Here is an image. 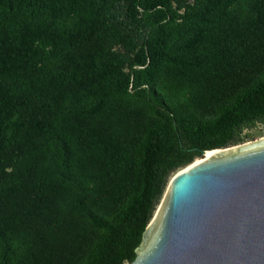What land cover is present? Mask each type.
<instances>
[{
  "label": "trees",
  "instance_id": "obj_1",
  "mask_svg": "<svg viewBox=\"0 0 264 264\" xmlns=\"http://www.w3.org/2000/svg\"><path fill=\"white\" fill-rule=\"evenodd\" d=\"M264 122V0H0V264H128L171 177Z\"/></svg>",
  "mask_w": 264,
  "mask_h": 264
},
{
  "label": "water",
  "instance_id": "obj_2",
  "mask_svg": "<svg viewBox=\"0 0 264 264\" xmlns=\"http://www.w3.org/2000/svg\"><path fill=\"white\" fill-rule=\"evenodd\" d=\"M217 150L177 171L128 264H264V137Z\"/></svg>",
  "mask_w": 264,
  "mask_h": 264
},
{
  "label": "rangeland",
  "instance_id": "obj_3",
  "mask_svg": "<svg viewBox=\"0 0 264 264\" xmlns=\"http://www.w3.org/2000/svg\"><path fill=\"white\" fill-rule=\"evenodd\" d=\"M242 135H243V142H247V141L255 140L260 137H264V122L255 124L254 126L248 129H244V131L242 132ZM197 160H203V156L201 155L200 157L195 158L193 161H197Z\"/></svg>",
  "mask_w": 264,
  "mask_h": 264
},
{
  "label": "bare ground",
  "instance_id": "obj_4",
  "mask_svg": "<svg viewBox=\"0 0 264 264\" xmlns=\"http://www.w3.org/2000/svg\"><path fill=\"white\" fill-rule=\"evenodd\" d=\"M218 150H216V151H208V152H205V156H208V155H214L216 152H217ZM177 173V172H176ZM176 173L171 177V179L169 180V182H168V185H167V187H166V190L168 189V187H169V185H170V183L172 182V180L174 179V177L176 176Z\"/></svg>",
  "mask_w": 264,
  "mask_h": 264
}]
</instances>
